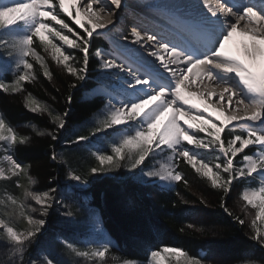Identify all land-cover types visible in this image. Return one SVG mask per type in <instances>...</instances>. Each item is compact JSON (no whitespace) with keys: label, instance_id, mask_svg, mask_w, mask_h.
<instances>
[{"label":"snow or ice","instance_id":"1","mask_svg":"<svg viewBox=\"0 0 264 264\" xmlns=\"http://www.w3.org/2000/svg\"><path fill=\"white\" fill-rule=\"evenodd\" d=\"M122 7L123 0H0V92L20 95L29 113L46 115L54 125L49 130L29 121L23 127L36 137L60 141L67 132L70 107L57 112L26 85H36L42 75L59 92L54 65L71 78L65 96V104L71 105V90L89 79L95 57L98 81L116 83L110 88L98 83L93 91L103 100L102 108L85 122L87 134L78 130L67 141L94 148L90 155L95 163L78 171L56 152L55 143L49 145L50 160L64 166L66 178L75 182L69 187L123 169L141 185L176 192L187 205L192 201L181 196L177 186L192 189L186 171L191 169L194 178L219 194L224 213L241 228L247 221L250 232L245 235L264 250V0H160L149 5L167 23L152 34L134 25L130 42L158 64L98 31L112 24ZM235 35L244 39L230 50L227 45ZM100 37L110 40L111 50L90 52ZM32 141L0 110V264H141L119 254L94 214L91 231L79 244L62 235L53 237L66 250L65 259L47 249L32 258V246L50 210L62 203L55 187L35 188L38 181L30 174L31 165L17 156L18 148ZM9 184L19 195L8 190ZM237 185L241 215L226 204ZM199 203L210 206L203 196ZM61 215L72 218L77 213L67 210ZM185 228L205 234L193 223L179 231ZM143 264L219 262L181 246L162 245L149 248ZM236 264H264V259L246 252Z\"/></svg>","mask_w":264,"mask_h":264},{"label":"trees","instance_id":"2","mask_svg":"<svg viewBox=\"0 0 264 264\" xmlns=\"http://www.w3.org/2000/svg\"><path fill=\"white\" fill-rule=\"evenodd\" d=\"M106 46L104 40L97 38L90 52ZM97 65L98 62L93 57L90 61L89 79L80 87L71 90L73 94L71 105L65 104L71 78L62 74L54 65L52 70L55 73L59 92L42 75L36 85H26V87L38 99L51 104L57 112L70 107L68 125L77 126V131L87 134L85 122L91 121L95 113L102 108L99 97H84V92L94 87L97 80L99 72ZM12 78L11 74L6 77L9 82ZM51 96H56L57 100L52 101ZM0 110L14 126H17L20 133L33 137L31 144L18 148L17 156L21 162L31 165L30 174L38 181L35 185L36 189L47 190L56 187L66 174L64 166L54 164L50 160L52 151L50 144L55 143L56 152L62 150L69 161V166L78 171H86L88 166L94 164V161L84 157L86 150L80 148L82 144L61 145L60 141L52 142L48 137H36L31 128L23 127V124L29 121L49 130L53 129L54 125L46 115L41 117L29 113L23 107L20 95L9 96L0 92ZM73 135L69 136L65 143H68L67 141ZM61 137L63 138V135ZM186 171L189 173L192 189L185 190L182 185H178L177 191L185 199L192 201L187 205L180 203V197L176 195V192L141 185L129 177L101 179L97 177L96 181L92 180L93 177L89 178L90 188L84 192L89 198L88 208L91 212L97 213L101 227L112 240L119 254L143 263L149 248L174 245L184 247L192 254L204 253L209 260L217 261L219 264H236L246 252L253 253L254 258L264 259V250L245 235L246 232H250V229L246 225L241 228L220 208L219 194L202 183L199 178H194L195 174L191 172V169ZM237 191L240 192L238 185L226 201L227 206L235 213L233 200ZM200 196L208 202L209 207L199 203ZM47 220L45 232L36 241L37 246L35 244L32 246V255L37 251V247L49 240V237H54L60 227L55 213H50ZM188 223L203 227L205 234L196 233L187 228L184 233H181L179 229Z\"/></svg>","mask_w":264,"mask_h":264},{"label":"rangeland","instance_id":"3","mask_svg":"<svg viewBox=\"0 0 264 264\" xmlns=\"http://www.w3.org/2000/svg\"><path fill=\"white\" fill-rule=\"evenodd\" d=\"M64 19L73 28L76 27L75 25L71 24V21L68 20L67 17H64ZM122 27L124 28V25ZM76 30L80 31L79 29H76ZM114 34H115V32L109 33L110 36H114ZM100 38L102 40H104L105 43H107L109 49H111L110 40L108 38H104V37H100ZM104 51L106 52V50H104ZM97 78H98V74H97ZM108 82L107 81H98V79H97L96 82L94 83V87H92L91 89H88L87 91L84 92V97L92 98V97L97 96L100 99L101 106H103V100L101 99L100 96L96 95V93L93 90L97 87L98 83H103L106 86H109V88H110L111 84L116 83L115 80L108 81ZM93 118H94V116L91 119H93ZM66 127H67V132L62 134L63 138L61 137L60 143H61V145L69 146L70 144L65 143V140H67V138L69 136L76 133L78 127L77 126L71 127L68 124L66 125ZM100 135H103V134H100ZM91 140L96 141L97 137H93V138H91ZM81 144H82V146H80V148L86 150V153H84L85 154L84 157L86 159H91L92 161H94V158L90 155V151L94 150V148H92L87 143H81ZM58 151H59L58 154H63L62 150H58ZM94 163H95V161H94ZM119 174H117V172H116V173H111L108 176H104V177L105 178H107V177H110V178H114V177L127 178V177H130L132 175L131 173H128V172L124 171L123 169H121L119 171ZM97 177L99 179L104 178V177H99V176H97ZM97 177H93L92 180L96 181L98 179ZM135 182H137V181H135ZM74 184H75V182L70 181L66 178V174H65L63 180L58 182V185L55 188L58 190L59 199L62 201V203L58 207L54 206L53 209L50 210V213H55L59 219L58 225L60 227H59L58 231H56L55 236L62 235L64 238H66V239H68L74 243L79 244V242L81 240H83L84 238H86L88 236L89 232L91 231L90 219H91L92 214L95 215L96 220L99 221V218H98V215L96 212H91L89 210L90 209V208H88L89 198L84 194V192L90 188V185L87 184L84 186L69 187V185H74ZM8 190L13 192L16 195H19V190L15 189L10 184L8 186ZM0 192H2V188H0ZM234 195H235V199L233 200L234 201L233 204H234L236 214L241 215L240 203H238V197H239L238 191ZM67 210H73L77 213V215L72 217V218H68V217L61 215L62 212L67 211ZM246 226L249 229L247 221H246ZM44 232H45V228L42 230L41 234H43ZM104 234H105V232H104ZM75 241H77V242H75ZM34 244L37 246V243H34ZM36 249H37V251L34 252V254L32 255L33 259H37V253L40 251V249H47L53 255H57V258H59V259H65L66 258V256H65L66 250L63 249V246L60 245L59 243H54L52 236L49 237V240H46L45 243L41 244ZM204 255L205 254L203 253L202 256H204ZM141 264H143V263H141Z\"/></svg>","mask_w":264,"mask_h":264},{"label":"bare ground","instance_id":"4","mask_svg":"<svg viewBox=\"0 0 264 264\" xmlns=\"http://www.w3.org/2000/svg\"><path fill=\"white\" fill-rule=\"evenodd\" d=\"M108 2L110 4V0H108ZM158 2H160V0H123V7L117 11V16L113 18V23L109 24L105 29L98 31L107 33L116 32L126 22H129L141 29H147L149 34H152L153 32L159 33L161 26L166 24L167 20L162 13L158 12L152 7H149V5H153ZM94 7L98 8V6ZM243 39L244 38L240 37L239 35H235L233 41H231L227 47L230 50H236L238 47H240V43ZM131 46L137 48L146 59L158 64V62L155 61V58L148 56L147 52L143 48H139V45L131 44ZM146 47L151 48L152 45L146 43ZM214 115L218 116L219 114L214 113Z\"/></svg>","mask_w":264,"mask_h":264}]
</instances>
